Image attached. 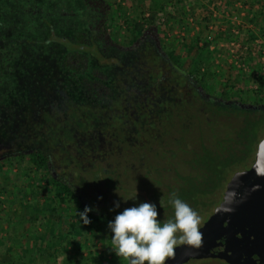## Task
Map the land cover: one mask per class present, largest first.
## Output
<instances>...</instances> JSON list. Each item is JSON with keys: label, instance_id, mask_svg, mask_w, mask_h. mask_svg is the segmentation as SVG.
Segmentation results:
<instances>
[{"label": "trees", "instance_id": "obj_1", "mask_svg": "<svg viewBox=\"0 0 264 264\" xmlns=\"http://www.w3.org/2000/svg\"><path fill=\"white\" fill-rule=\"evenodd\" d=\"M124 1L127 5L131 4L127 7L129 15L127 12L123 14L120 9L112 17L113 24L115 27L117 25V36L123 28L119 21L123 19L125 37L129 39V48L119 54L122 59L107 58L96 49L94 40L87 43L82 34H78V40L73 43L57 42L60 57L57 68L60 75L64 76V82L60 88L54 79V87L59 106H62V101L68 103L63 110L68 115L66 122L56 120V128L50 130L49 125L44 128L42 123L33 120L29 124L33 133L19 132L18 126L15 127L13 120H10L9 113L13 110L18 116L20 108L27 113L31 108H27V104L25 108L17 105L10 107L8 112L9 103L0 93V134L7 138L9 130L12 138L21 136V139L26 140L28 136V143H31L28 148L8 156L7 164H1L7 165L8 170L3 172V178L10 183V171L20 167L28 178L30 173H35L38 184L46 185L42 191L38 190L39 186H34L26 197L20 198L21 191L15 189V184L10 190L0 181V264H59L60 257L63 258V264H127L111 248L112 234L108 222L116 214L93 209L85 192H82L80 181L84 177L71 180L60 174H52V160L56 155L53 150L56 147L62 149L70 145L65 153L64 149L59 152L70 155L72 151H80L81 147L88 149L85 145L98 149L102 144H111L112 153H136L138 168H141L146 164L144 153L150 150L155 153V147H163L169 138L171 144L180 142L185 134L190 133V129L201 123L200 136L205 137L204 125L227 122L231 125L233 120L234 135L231 138L237 150L230 155L221 148L223 152L216 151L209 158L210 165L201 168L204 174L213 177V188L220 187L230 167L241 165L245 163L246 156H256L258 153L264 136L256 140L257 137L253 135L260 118H264V106L258 107L260 104H254L251 100L250 103L254 105L247 108L239 103L241 100L221 103L205 99L203 92L212 89L208 81L212 77V53L209 50L210 42L204 36L209 25L196 26L195 21L197 16L207 13L206 22L213 19L214 23L220 20L219 16L214 15V9H218L220 4L227 9H235L239 4L246 8L248 25L259 26L261 35H264V0ZM82 2L86 10H91L100 0ZM146 13L147 18H141ZM163 20L165 23L162 26L168 24L172 29L185 30L181 40L174 38L168 43L162 40L160 47L148 40L146 48L134 44L146 26L156 27ZM162 26L156 28L160 31ZM84 31L89 30L85 28ZM67 44L73 47L69 48ZM54 45L43 44L44 47ZM17 51L19 55L22 53ZM26 62L28 68L33 67L30 60ZM215 76L213 73V95L220 98L214 93L217 85ZM257 93L264 95V83L260 84ZM16 103L20 102L16 100L11 106ZM55 113L58 116V110ZM42 132L50 137L49 141L45 138L36 139ZM249 137V142L245 144ZM13 156H19L20 159L12 161ZM202 187L197 188V196H205ZM43 191L51 195L48 203H40L36 199ZM175 194L186 199L180 193ZM30 195L34 200H30ZM16 206H20V209H14ZM22 206L27 210L25 214L21 210ZM85 206L93 209L88 213L90 223L87 225L77 215V211H83ZM98 241L103 242L102 250L96 248ZM69 248L72 252L68 251Z\"/></svg>", "mask_w": 264, "mask_h": 264}, {"label": "rangeland", "instance_id": "obj_2", "mask_svg": "<svg viewBox=\"0 0 264 264\" xmlns=\"http://www.w3.org/2000/svg\"><path fill=\"white\" fill-rule=\"evenodd\" d=\"M104 1L110 12L107 29L113 37L119 38L121 42H124L122 41L126 32L125 23L122 22L124 20L119 21L123 28L120 35L117 36V25L115 27V23L113 24L112 17L120 9L123 14L127 12L129 15L127 7L131 4L127 5L124 0ZM202 1L207 2L208 0ZM88 10H86L82 0H0V22H6L10 25L17 23L14 28L15 31L17 30V36L22 34V37L30 39L48 37L49 34L46 29L48 26L54 25L55 34L57 35H53L55 37L54 40L58 39L57 37H66V42L70 43V40L73 42L78 40L77 36L79 35L77 32L84 30L81 28L88 29L89 24H92L94 12L89 13ZM210 10L213 11V7ZM214 15L219 16L220 20H216L213 23V19H210V22L207 23V13H202L197 16V21H195L196 26L209 25L204 36L210 42L209 50L212 53V77L208 80L210 87H212V92L214 73L217 84L214 91L216 95L226 98L230 102L241 100L245 105H254L255 103L263 105L264 95L257 92L260 84L264 83V35H261L259 26L248 25L250 23H248L246 8L239 4L236 5L235 9H227L220 4L218 9H214ZM147 16L148 14L146 13L141 18H147ZM164 23L163 20L161 24L158 23V26L161 27ZM158 26L156 27L159 28ZM145 28L150 27L146 26ZM197 30H199V27ZM159 33L161 39L168 43L173 41L174 38L181 40L185 30H175L165 24ZM41 41L42 45H51L48 41ZM67 46L69 48L73 47L72 44H67ZM25 48L27 47L25 46ZM45 49L49 50L50 48L46 46ZM16 50L23 53L20 49ZM29 52L33 53L32 51ZM16 55H18V51ZM39 99L43 101V99ZM250 100L254 104L250 103ZM60 117L63 116L61 115ZM232 123L233 120L231 125L230 122L223 124L213 123L211 126L204 125L205 137L200 136V130L203 125L201 123L190 129V133L185 134L180 142L171 144L169 138L163 147H155L157 149L155 153H151V150L149 152L146 150L149 154L144 153L146 155V164L141 168H138L136 153L132 155L113 153L109 179L105 177L98 178L99 176H97L98 179H95L93 172L87 174L89 171H93L87 163L84 164L85 170H83V173H79L83 175L77 176V178H86V181L81 180L80 182H85L82 187L89 199L95 197L90 201L97 212L118 214L125 208L136 206L141 202H150L157 204L160 218L166 221L173 217V209L168 203V199L169 195L175 192L180 193L182 197H186L184 201L200 215L202 226L219 205L222 193H224L222 190L227 186L228 179L234 175V171H242L254 162L255 155H252L251 157H245V163L238 166L234 164V167L229 168L225 179L219 185L220 187L217 188H213V177L210 178L204 174V170H201L202 167L210 165L209 158L212 154L214 155L216 151L218 153L223 152L221 148H224V152L230 155L237 150V148H234V142L231 138L234 135ZM255 130L253 137H257L256 140L264 136V118H260L259 125ZM7 134H10L9 130ZM250 138L246 140L245 144L249 142ZM257 146L258 144L255 145V148ZM5 151H7L6 148L0 149V156H4L1 153L9 154ZM14 153L16 152H11L10 154ZM19 159V156L12 157V161H18ZM1 164H7V161L4 159L0 160V181L4 183V187L10 190L14 188L13 185L15 184V189L21 191L19 194L20 198L26 197L34 186H39V191L46 187L44 183L38 184V176L35 173H30L28 178L25 171L19 169L20 167H15L10 171L9 177L11 181L7 183L3 178V172H8L7 165L3 166ZM79 169L81 168H76L77 171ZM200 186H204L202 187L205 191L204 197L197 196V192H199L197 188ZM136 190V200L124 201L121 197L132 195ZM195 196H197V201ZM29 198L34 200L32 195ZM50 198L51 195L46 191L36 197L40 203H48ZM116 202H119V208L115 207ZM14 209H20V206H16ZM21 210L23 214L27 211L23 206ZM60 211L64 214V211ZM104 242L107 243L106 241ZM89 244L91 245V243ZM103 247V242L98 241L96 248L102 250ZM68 251L72 252L71 248ZM86 254L87 252L85 251L84 255ZM58 262L63 264V258L60 257ZM186 264L226 263L219 260L204 259L191 260Z\"/></svg>", "mask_w": 264, "mask_h": 264}, {"label": "flooded vegetation", "instance_id": "obj_3", "mask_svg": "<svg viewBox=\"0 0 264 264\" xmlns=\"http://www.w3.org/2000/svg\"><path fill=\"white\" fill-rule=\"evenodd\" d=\"M106 5L107 4L104 0H100V2L95 4L94 7H92L93 9L88 10L89 13L94 12V15L92 16V24L90 23L91 25L89 24L88 26L89 31L85 32L84 30H79L77 34L84 35L86 38L85 40H87V43H89V41L94 40L97 44L96 49H98L107 58L120 60L122 59L120 57L121 55L119 56L120 52L128 49L130 46L128 44L129 39L125 37L122 40L124 42H121L119 38L116 39L108 31L107 28L109 25L110 12ZM55 7H57V5H55ZM16 26L17 23L10 25L6 22H0V93L4 94V100L6 101V103H9L7 105L6 111L9 112L8 109H10V107H16L17 105H21V107L25 108V104H27V108H31L28 113L22 108H20L21 113L18 116L13 110L9 113V118H11L10 120H13L15 127L18 126L19 132L31 131L33 133L34 130H31L29 127V124L33 120L34 122L37 121V123H42V125H44V128L49 125L50 130H52V127L56 128V120H61L60 122H66L68 120L67 113L65 114V112L63 111L65 108H67L68 103L65 104V102L62 101L60 103L63 107L59 106L58 97L56 95V89L54 87V79H56V82L58 83V86L60 88H62L61 84L64 82V76L62 74L60 75L61 72L57 68L60 63V57L57 52V49H59L57 42L67 41V38L57 37L58 39L54 40L55 37L53 35H56L54 25H50L46 29V32L48 30L50 36H45L42 38L34 37L31 39L28 37H22L21 35L17 36L15 34L16 31L14 29ZM41 40L48 41L50 42V44L54 43L55 45L53 47L49 46L50 49L46 50L45 47L42 45ZM147 40L150 43H154L156 44V46L160 47L162 39L160 37L159 30L156 27L144 29L141 33V37L138 40H135L134 44L146 48ZM70 42L73 43V41L71 40ZM24 45L27 48H25ZM16 48L22 50L23 53H20V55H16ZM29 51H33V53H30ZM27 60L31 61V65L33 66L32 68L27 67ZM199 88V90H201V87ZM203 93V96L208 101L213 102V100H216L217 102L221 103L230 102L228 101V99H224L222 97L218 98L214 96L212 89L211 91ZM39 98L43 99V101H41ZM16 100H18L20 103H16L15 106H11V104H13ZM234 101L238 102V100ZM239 103H241L244 107L246 106L247 108L252 107L251 105H245L243 102ZM262 106H264V104H260L258 107ZM56 110H58V116L57 113H55ZM31 112H33V114H30ZM60 115H62L63 117H60ZM15 132L18 134L17 129ZM45 134L46 133L42 132L41 136L36 137V139L45 138L46 141H49L50 137ZM36 135L38 134L36 133ZM12 136L13 135L9 134L6 138L3 137L2 134H0V149L6 148L7 151L5 152L9 153H1V155L4 156H0V160L4 159L7 161L8 156L14 155L10 154L11 152H19L25 148H28L29 145L31 146V143H28V139L30 137L27 136L25 140L23 138L21 139V136L16 138H12ZM70 147V145H67L62 149L60 147L54 148L53 151L56 155L52 160L54 165L52 169V174H60L72 180L73 178L75 179L77 176L83 175L79 173H83V170H85L84 164L87 163L88 166L93 169V171L89 172L95 173V179H98L100 177H105L109 179L111 170L108 169H112L113 161V146L111 144H102L98 149L90 148L89 145H85V147L88 149L81 147L80 151H72L70 152V155L68 153H59L63 149V152L65 153V150ZM118 151L122 152L121 149H119ZM118 154L120 155L121 153L118 152ZM132 154L133 153L131 151H127L126 155ZM91 161H93L94 163H91ZM254 162L250 164L247 169H249L254 164ZM78 167L81 169L77 171L76 168ZM96 168H98V170H96ZM97 176L99 177L97 178ZM84 180L86 181V178H84ZM82 184L85 185V182ZM86 198L89 201H92V198L95 197L89 199V197L86 195ZM90 202H88V204Z\"/></svg>", "mask_w": 264, "mask_h": 264}, {"label": "water", "instance_id": "obj_4", "mask_svg": "<svg viewBox=\"0 0 264 264\" xmlns=\"http://www.w3.org/2000/svg\"><path fill=\"white\" fill-rule=\"evenodd\" d=\"M199 231L200 243L176 246L167 264L204 259L264 264V139L254 164L232 176L219 205Z\"/></svg>", "mask_w": 264, "mask_h": 264}, {"label": "clouds", "instance_id": "obj_5", "mask_svg": "<svg viewBox=\"0 0 264 264\" xmlns=\"http://www.w3.org/2000/svg\"><path fill=\"white\" fill-rule=\"evenodd\" d=\"M121 197L124 201L136 200L137 190ZM168 203L173 217L166 221L160 218L156 203L141 202L125 208L108 222L112 251L118 258H124L127 264H167L178 244L200 243V215L175 192L169 195ZM115 207H120L119 202ZM92 210L85 206L83 211H77L84 225L90 223L88 213Z\"/></svg>", "mask_w": 264, "mask_h": 264}]
</instances>
